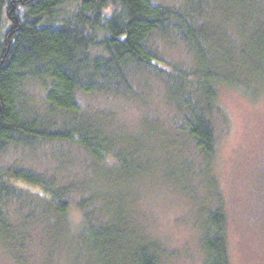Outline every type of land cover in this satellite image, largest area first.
<instances>
[{
    "label": "trees",
    "instance_id": "1",
    "mask_svg": "<svg viewBox=\"0 0 264 264\" xmlns=\"http://www.w3.org/2000/svg\"><path fill=\"white\" fill-rule=\"evenodd\" d=\"M158 37L180 40L187 66L161 57ZM154 82L163 88L164 122L146 110L135 131L114 124L112 111L80 101L116 97L145 109ZM221 87L252 101L264 91V0H0V246L7 256L32 262L36 228L21 225H72L74 203L90 253L109 264H158L161 244L130 226L126 196L143 192L140 180L160 165L163 179L196 209L202 264H231L227 216L209 176ZM44 146L78 147L89 158L84 166L105 174L118 168V178L140 187L110 205L76 174L58 177L5 159L11 149ZM200 183L203 197L194 187Z\"/></svg>",
    "mask_w": 264,
    "mask_h": 264
},
{
    "label": "rangeland",
    "instance_id": "2",
    "mask_svg": "<svg viewBox=\"0 0 264 264\" xmlns=\"http://www.w3.org/2000/svg\"><path fill=\"white\" fill-rule=\"evenodd\" d=\"M155 1L168 5L180 2ZM209 16L218 19L220 15L212 11ZM227 23L235 26L233 19L228 18ZM155 41L159 55L164 59L185 66L190 62L180 40L158 37ZM162 89L158 83H153L146 100L149 105L145 109L140 106L138 108L130 99L116 97L86 95L80 101L89 107H104L112 111L114 124L135 131L140 114L146 110L150 111L152 119L164 122L163 109L167 105L163 102ZM32 90L39 99L41 91L37 88ZM218 99L222 110L219 115H214L216 152L209 176L217 185L227 216L226 234L231 264H264V91L252 101L234 89L221 87ZM146 136L147 134L143 139ZM150 147L151 145L145 146L149 153ZM185 149L186 152H192L191 147L185 146ZM170 152L172 151L169 150ZM5 159L32 166L45 174L54 173L58 177L76 174L82 186L108 198L110 205L120 203L115 200L118 195L126 196V193L138 191L140 187L136 181L118 178V168H112L110 174H105L99 167L84 166L89 158L78 147L44 146L32 151L11 149L5 154ZM163 168L159 165V168L154 169L153 176L140 180L143 192L126 196L129 204L126 208V213H129L128 223L145 231V236L148 234L160 242H157L161 244L158 264H202L199 232L193 225L196 209L186 193L163 179ZM105 175L110 181H107ZM202 186L200 183L194 187L197 195L203 197L207 191ZM100 205L105 209L103 200H100ZM69 219L72 224L69 226L66 223L52 226L43 223L44 226H41V220L35 224L21 225L26 228L34 225L36 228L37 239L33 238L35 240L28 250L33 263L29 261V264L110 263L97 252L90 253L85 240L79 238H88V232L82 224L77 225L81 212L74 203L71 205ZM0 264H16L1 246Z\"/></svg>",
    "mask_w": 264,
    "mask_h": 264
}]
</instances>
